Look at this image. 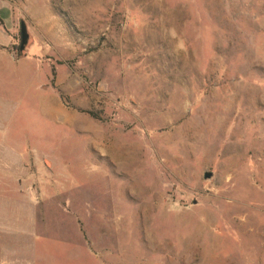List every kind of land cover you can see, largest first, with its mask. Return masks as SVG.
I'll list each match as a JSON object with an SVG mask.
<instances>
[{
    "label": "rangeland",
    "instance_id": "rangeland-1",
    "mask_svg": "<svg viewBox=\"0 0 264 264\" xmlns=\"http://www.w3.org/2000/svg\"><path fill=\"white\" fill-rule=\"evenodd\" d=\"M0 264H264V0H0Z\"/></svg>",
    "mask_w": 264,
    "mask_h": 264
},
{
    "label": "water",
    "instance_id": "water-1",
    "mask_svg": "<svg viewBox=\"0 0 264 264\" xmlns=\"http://www.w3.org/2000/svg\"><path fill=\"white\" fill-rule=\"evenodd\" d=\"M20 32H21L20 52L23 53L30 43V35L28 33L27 25L24 21L21 22ZM204 177H205V180H210L212 179L213 174L206 173Z\"/></svg>",
    "mask_w": 264,
    "mask_h": 264
}]
</instances>
